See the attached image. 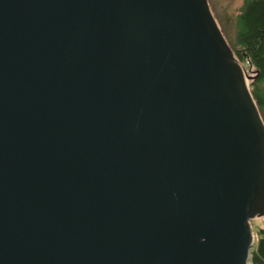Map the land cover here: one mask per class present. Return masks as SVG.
Segmentation results:
<instances>
[{
  "label": "water",
  "instance_id": "water-1",
  "mask_svg": "<svg viewBox=\"0 0 264 264\" xmlns=\"http://www.w3.org/2000/svg\"><path fill=\"white\" fill-rule=\"evenodd\" d=\"M249 76L209 0H0V264H248Z\"/></svg>",
  "mask_w": 264,
  "mask_h": 264
},
{
  "label": "trees",
  "instance_id": "trees-1",
  "mask_svg": "<svg viewBox=\"0 0 264 264\" xmlns=\"http://www.w3.org/2000/svg\"><path fill=\"white\" fill-rule=\"evenodd\" d=\"M238 25L232 47L240 60L256 71L251 87L264 113V0H244ZM258 233L248 264H264V228Z\"/></svg>",
  "mask_w": 264,
  "mask_h": 264
},
{
  "label": "rangeland",
  "instance_id": "rangeland-1",
  "mask_svg": "<svg viewBox=\"0 0 264 264\" xmlns=\"http://www.w3.org/2000/svg\"><path fill=\"white\" fill-rule=\"evenodd\" d=\"M209 1L220 26L222 27L227 39L232 45L236 39V33L239 27L238 16L239 13L241 12V8L244 3V0H209ZM242 63L245 66L246 73L250 75L248 78V82L250 83L251 86V81L254 79L256 75V71L254 68L250 67L248 63H244V62ZM252 227L255 235V240H257L259 237L258 230L260 228H264V217H258L252 219Z\"/></svg>",
  "mask_w": 264,
  "mask_h": 264
}]
</instances>
